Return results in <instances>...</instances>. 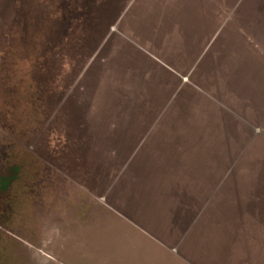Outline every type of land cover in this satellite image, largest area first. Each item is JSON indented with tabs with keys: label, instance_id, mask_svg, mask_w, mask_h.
I'll return each instance as SVG.
<instances>
[{
	"label": "rangeland",
	"instance_id": "374dc122",
	"mask_svg": "<svg viewBox=\"0 0 264 264\" xmlns=\"http://www.w3.org/2000/svg\"><path fill=\"white\" fill-rule=\"evenodd\" d=\"M11 1L0 14V264H264L256 85L202 66L173 99L138 106L118 5Z\"/></svg>",
	"mask_w": 264,
	"mask_h": 264
},
{
	"label": "crops",
	"instance_id": "0c3cea01",
	"mask_svg": "<svg viewBox=\"0 0 264 264\" xmlns=\"http://www.w3.org/2000/svg\"><path fill=\"white\" fill-rule=\"evenodd\" d=\"M108 2L118 5L114 15L124 17L129 46L118 54L125 66L139 70L137 95L128 92L129 101L138 99L141 106V100L173 99L202 66L222 69L230 84L256 85L264 99V0ZM164 84L171 86L168 95Z\"/></svg>",
	"mask_w": 264,
	"mask_h": 264
},
{
	"label": "flooded vegetation",
	"instance_id": "af4514ba",
	"mask_svg": "<svg viewBox=\"0 0 264 264\" xmlns=\"http://www.w3.org/2000/svg\"><path fill=\"white\" fill-rule=\"evenodd\" d=\"M31 15H33V13Z\"/></svg>",
	"mask_w": 264,
	"mask_h": 264
}]
</instances>
